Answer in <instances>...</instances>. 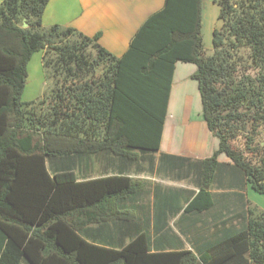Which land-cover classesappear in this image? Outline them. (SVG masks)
<instances>
[{"label":"trees","instance_id":"1","mask_svg":"<svg viewBox=\"0 0 264 264\" xmlns=\"http://www.w3.org/2000/svg\"><path fill=\"white\" fill-rule=\"evenodd\" d=\"M48 2L0 3V264H264V210L255 206L242 227L199 253L152 251L144 230L120 248L89 241L80 232L92 223L135 220L133 204L121 205L151 183L124 173L79 179L71 169L50 173L46 164L102 152L137 161L140 151H157L175 63L184 61L196 66L202 118L217 139L184 210L213 206L220 154L264 194V147L255 142L264 133V0H213L222 24L210 54L202 0H164L119 56L99 44V33L58 24L40 32ZM38 50L54 83L38 102H25L27 63ZM239 136L245 150L233 145Z\"/></svg>","mask_w":264,"mask_h":264},{"label":"crops","instance_id":"2","mask_svg":"<svg viewBox=\"0 0 264 264\" xmlns=\"http://www.w3.org/2000/svg\"><path fill=\"white\" fill-rule=\"evenodd\" d=\"M2 1L0 0V3ZM52 1L49 0L46 5L42 18ZM163 3L164 0H89L88 2L81 0L80 8L75 11V17L68 18L63 23L74 26L88 36L99 33V44L119 56L126 50L133 34L143 20L160 9ZM195 70L196 66L191 62L177 61L175 63L160 148L154 152L140 151L139 158H141L136 162L141 165L137 163L134 167L135 173H133L138 174L137 178L144 180V177L148 176L141 174L145 173L152 175L153 177L150 178L154 180H157V175L161 178L158 179L159 181L151 183L150 191L142 194L133 203L124 202V205L127 204L125 206H131V204L134 206L136 219L132 220V225L125 223L130 220L92 223L108 225V230H105L103 234L99 232L96 237L102 235V238L105 239L108 237L105 234L112 232L126 243L138 231L144 230L150 237L152 251L189 249L199 253L209 242L223 236L226 232H233L242 227L246 220L248 206L257 204L259 209L264 210V194L252 189L244 176L232 166L229 159L225 156L221 157V155L218 156L219 166L209 189L214 201L213 206L200 212L184 210L187 203L199 191L201 161L215 150L212 145L210 151L205 155L199 153L200 148L195 144L183 142L185 133L191 127L188 121L190 119L200 121V115L202 117L199 107L195 109L198 110L197 112H193L196 104L198 102L201 104L198 83L192 78ZM175 104L182 107L183 110L178 116L174 113ZM188 109H192L191 112ZM177 127L183 130L184 135L180 134L177 142L174 143L172 133H176ZM208 133H210L209 130ZM211 143H214L212 139ZM104 155L109 158L111 154L102 152L101 156ZM105 161L103 159V166L105 168L113 167V169L121 168V163L125 162L119 160L116 161L115 166H111L106 165ZM191 168L196 170L192 171L193 174ZM186 169L190 172H186ZM118 172L122 173L123 171L118 170ZM161 173L180 183L174 184L175 186L162 185L160 181L165 178L159 175ZM189 173L197 176V184H185V179L190 177ZM124 174L132 176L129 171ZM179 174L182 176L180 181H178ZM148 193L150 196H147ZM159 203L166 207L157 208L156 205ZM92 224L82 232L87 231ZM86 236L88 237V235Z\"/></svg>","mask_w":264,"mask_h":264},{"label":"rangeland","instance_id":"3","mask_svg":"<svg viewBox=\"0 0 264 264\" xmlns=\"http://www.w3.org/2000/svg\"><path fill=\"white\" fill-rule=\"evenodd\" d=\"M88 1L89 0H85V2H88ZM80 2L81 0H79L78 2L77 0H57V1L53 0L42 18V26L39 28V31L47 33L51 29L52 25L54 24H58L61 28L68 26V24L64 25L63 22L68 18L71 19L73 16L75 17L76 15L75 11L80 8ZM59 6H62V7H59ZM218 14H219V6L216 3H214L213 0H202V21H201L202 28L201 30H202V39H203L204 49L207 54H210L213 49V46H212L213 29L214 27H217V28L220 27L222 24V21L218 19ZM43 54L44 52L42 50L35 51L32 54L29 62L27 63V76H26V81H25V87L21 95L22 101H25V102L33 101L34 103H36L38 102V100H41L44 97V95H46L53 86L54 82H53V77L51 75V69L43 65V61H42ZM173 102L175 103V101ZM198 107L200 108L199 111H201V104L199 102L193 108V112L194 111L197 112L198 110H195V109H198ZM173 109H174V113H176L175 115L177 116L179 115V113L183 111L182 107L178 105L174 106ZM191 110L192 109H190L189 112H191ZM199 118H200V121L197 119L196 120L190 119V121H188V123L190 122L191 127H189L187 132L185 133L183 142L185 144H192V143L195 144L196 146H198V148H200V150H198L199 153L201 152V154L204 153L206 155L208 151H210L209 149L212 145H214V148L217 147V139L211 132L208 133V130L204 124V121L202 120L201 115ZM181 130L182 129L177 127L176 133H172V138H173L172 141L174 143L177 142V138L180 134L184 135L183 130L182 131ZM211 139L214 143H211ZM244 142H245V138L243 136H239L235 140H233V145L235 147L245 150ZM255 142L259 143L260 146L264 147V133L261 132V134L255 138ZM260 152L264 154V148ZM101 154L102 153H98L95 155H88V156L79 155V156H69V157L47 158L46 160L47 168L50 173L54 172L55 170L60 171V170L71 169L72 171H74L76 177L79 179L96 177V176H101V175L115 174V173H119L118 170L123 171L122 173H126V171L127 172L129 171L132 177L137 178L136 175L138 174H134L135 173L134 167L137 165L138 162L127 160V159L126 160L118 159L116 158V156L112 154L109 156V158H106L105 155L101 156ZM220 155L221 157L224 156L223 154H220ZM247 155L253 162H258L259 157L251 156V154H247ZM144 156L146 157V155ZM154 158L158 159L157 157H154ZM103 159L106 160L105 161L107 162L106 165H111V166L112 165L115 166L117 164L116 161H119V160L122 162L124 161L125 162L121 163L120 165L121 168H116V169H113V167L105 168L103 166ZM139 165H141V163ZM187 171L190 172V170L186 169V172ZM192 171H196V170L195 169L193 170L191 168V173ZM192 174L190 173L188 174L190 175V177H187V179H185V184H188V183L197 184L196 182L197 176L195 177ZM141 175H147L148 177H144V180L150 183L159 181L158 179L161 178L160 176L157 175V180H154L150 178L153 176L152 175L150 176L147 173L141 174ZM159 175L165 178L162 181H160V183L162 182L161 184L164 186H168V185L175 186L180 183L175 180L169 179V176H166L163 173ZM178 176H179V180L178 179L177 180L178 181L182 180L181 174H179ZM250 189L251 188H249V190ZM148 195L150 196V193H148L147 196ZM252 207H254V205H252ZM255 207L259 208L257 204H255ZM121 208L129 209L131 208V206L127 207V206L121 205ZM125 223H129L132 225L133 221L131 222L126 221ZM104 225L92 224L91 226H89L87 231L85 232L81 231L80 234L85 239L90 240L92 242H95L98 244L110 245L115 248H120L124 243L123 239L119 236L114 235V233L112 232L106 233L105 235L108 237H106L105 239L102 238V235L96 237V235L99 232L103 234L105 230H108L107 229L108 225L106 224ZM84 233L88 235V237Z\"/></svg>","mask_w":264,"mask_h":264},{"label":"water","instance_id":"4","mask_svg":"<svg viewBox=\"0 0 264 264\" xmlns=\"http://www.w3.org/2000/svg\"><path fill=\"white\" fill-rule=\"evenodd\" d=\"M23 26H24V27L26 26V23H25V22L23 23Z\"/></svg>","mask_w":264,"mask_h":264}]
</instances>
